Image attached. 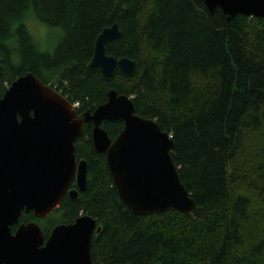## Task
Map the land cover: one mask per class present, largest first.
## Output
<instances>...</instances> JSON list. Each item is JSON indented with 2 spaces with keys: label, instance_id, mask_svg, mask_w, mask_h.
I'll return each instance as SVG.
<instances>
[{
  "label": "trees",
  "instance_id": "16d2710c",
  "mask_svg": "<svg viewBox=\"0 0 264 264\" xmlns=\"http://www.w3.org/2000/svg\"><path fill=\"white\" fill-rule=\"evenodd\" d=\"M30 21L61 33L52 52ZM114 24L121 37L106 54L135 67L105 78L89 64L97 37ZM0 61L1 95L31 73L78 103L79 115L111 90L131 98L137 115L171 136L196 204L190 214L134 215L85 128L75 142L76 159L88 165L85 191L43 219L22 212L13 233L34 222L47 239L82 212L101 228L91 240L94 264H264V19L227 20L203 0H0ZM102 127L115 139L123 123Z\"/></svg>",
  "mask_w": 264,
  "mask_h": 264
},
{
  "label": "water",
  "instance_id": "95a60500",
  "mask_svg": "<svg viewBox=\"0 0 264 264\" xmlns=\"http://www.w3.org/2000/svg\"><path fill=\"white\" fill-rule=\"evenodd\" d=\"M203 2L211 15L220 10L227 20L237 15L264 19V0ZM120 37L114 24L95 41L89 66L105 78L116 69L134 70L128 58L106 54L107 44ZM1 70L0 61V75ZM111 121L123 123L113 141L101 127ZM83 123L93 124V149L105 154L113 187L134 215L195 210V201L181 183L171 157V136L156 121L137 115L131 98L111 90L105 103L79 115L55 87L26 73L0 94V264H94L91 240L101 228L88 215L57 225L47 239L34 222L19 224L14 233L11 230L22 212H33L38 219L49 216L73 178L84 191L88 165L75 157ZM69 195L74 198L76 192Z\"/></svg>",
  "mask_w": 264,
  "mask_h": 264
},
{
  "label": "rangeland",
  "instance_id": "374dc122",
  "mask_svg": "<svg viewBox=\"0 0 264 264\" xmlns=\"http://www.w3.org/2000/svg\"><path fill=\"white\" fill-rule=\"evenodd\" d=\"M28 28L38 40L39 46L47 47V49L50 50L47 52H52L54 50L58 43V40L61 37V33L57 32V30L53 28L43 27L34 21H30V23L28 24Z\"/></svg>",
  "mask_w": 264,
  "mask_h": 264
},
{
  "label": "flooded vegetation",
  "instance_id": "af4514ba",
  "mask_svg": "<svg viewBox=\"0 0 264 264\" xmlns=\"http://www.w3.org/2000/svg\"><path fill=\"white\" fill-rule=\"evenodd\" d=\"M104 123H105V122L102 123L101 127L103 126ZM85 128H86V129L89 131V133H90V142H91V145H92V141H91V133H92V129H93V124H92V123H88V124L83 123V125H82V134H83V131H84ZM102 128H103V127H102ZM110 139H111V138H110ZM111 140L113 141L114 139H111ZM92 148H93V146H92ZM75 151H76V147H75ZM97 154H103V153H97ZM104 155H105V154H104ZM76 160H77V159H76ZM80 161H84V160H80ZM80 161L77 160V162H80ZM85 162H86V161H85ZM86 163H87V162H86ZM87 169H88V167H87ZM86 174H87V172H86ZM86 185H87V183H86ZM85 189H86V187H85ZM85 189H84V191H85ZM71 191L76 192V196H75L74 198L71 197V196L69 195V192H71ZM84 191L79 190V187H78V185H77L76 178H73V180H72V182H71V184H70V186H69V189H68L67 193L64 195V198H63V200L61 201V203L59 204V206L62 204V202H63L67 197H69V198L72 199V200H75V199L78 198L79 194L83 193ZM59 206H58V208H59ZM83 215H84V214H83L82 212H80L78 217L83 216ZM78 217H77V218H78ZM77 218H76V219H77ZM73 222H74V220H73L71 223H73Z\"/></svg>",
  "mask_w": 264,
  "mask_h": 264
},
{
  "label": "built area",
  "instance_id": "2783aa9c",
  "mask_svg": "<svg viewBox=\"0 0 264 264\" xmlns=\"http://www.w3.org/2000/svg\"><path fill=\"white\" fill-rule=\"evenodd\" d=\"M6 88H8V85H6ZM74 108H76L78 106V103H75L72 105Z\"/></svg>",
  "mask_w": 264,
  "mask_h": 264
}]
</instances>
